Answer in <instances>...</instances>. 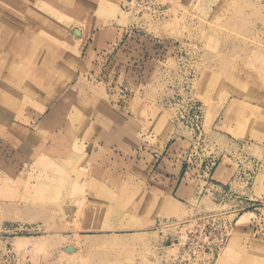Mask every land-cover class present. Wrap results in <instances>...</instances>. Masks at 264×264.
<instances>
[{
  "label": "rangeland",
  "instance_id": "1",
  "mask_svg": "<svg viewBox=\"0 0 264 264\" xmlns=\"http://www.w3.org/2000/svg\"><path fill=\"white\" fill-rule=\"evenodd\" d=\"M43 1L0 9V264H264V0ZM196 217L232 227L191 261Z\"/></svg>",
  "mask_w": 264,
  "mask_h": 264
},
{
  "label": "built area",
  "instance_id": "2",
  "mask_svg": "<svg viewBox=\"0 0 264 264\" xmlns=\"http://www.w3.org/2000/svg\"><path fill=\"white\" fill-rule=\"evenodd\" d=\"M127 9L136 13L149 12L151 14H161V4L158 0H126ZM201 217L184 221L182 224L184 232L177 238L180 254L189 257L191 261L207 256L210 252L223 247L227 242L231 232V221L221 228L220 231L212 233L205 222H201Z\"/></svg>",
  "mask_w": 264,
  "mask_h": 264
},
{
  "label": "bare ground",
  "instance_id": "3",
  "mask_svg": "<svg viewBox=\"0 0 264 264\" xmlns=\"http://www.w3.org/2000/svg\"><path fill=\"white\" fill-rule=\"evenodd\" d=\"M107 2H110L109 0H105ZM61 3V2H60ZM44 6V1L43 0H0V9L8 10L9 12L12 11V19L14 17L13 11L16 13L15 15H25V16H36L38 19V16H40L39 9ZM48 6V5H47ZM110 6V4H104L102 6V10L107 9ZM38 7V8H37ZM52 9V6H51ZM41 10V9H40ZM44 13V12H43ZM8 16V15H7ZM35 22V21H34ZM46 23V22H45ZM27 24V23H26ZM40 24V21H39ZM2 25V24H1ZM28 25V24H27ZM14 27V26H13ZM104 30V29H102ZM19 32V31H18ZM25 32V31H24ZM101 31H97L94 33V38H98ZM104 32V31H103ZM16 34V33H15ZM38 34V33H37ZM29 35V34H28ZM42 35V34H41ZM69 36V35H68ZM25 37V36H24ZM29 37V36H28ZM102 38V37H101ZM103 39V38H102ZM101 39V40H102ZM0 40L5 42L8 47H12L14 45L13 42V36L10 33V28L5 27L0 29ZM37 42V41H36ZM44 42H46L44 40ZM68 42V40H67ZM78 42V41H76ZM32 44V43H31ZM47 44V43H46ZM66 44V43H65ZM81 44V43H79ZM73 45V44H71ZM74 46V45H73ZM80 46V45H79ZM78 47V46H77ZM38 48V47H37ZM79 48V47H78ZM23 51V50H22ZM20 52V51H19ZM32 53V52H31ZM16 54V53H15ZM19 55V54H18ZM54 55V54H53ZM39 56V55H38ZM16 57V56H15ZM65 57V56H64ZM17 58V57H16ZM19 59V58H18ZM38 59V58H37ZM36 62V61H35ZM70 62V61H69ZM18 64V63H17ZM40 64V63H39ZM54 64V61H53ZM7 65V64H6ZM46 65V64H45ZM80 65V64H79ZM81 66V65H80ZM54 67V66H53ZM15 68V67H14ZM32 68V67H30ZM36 68V66H35ZM39 68V67H38ZM49 68V67H48ZM57 68V67H56ZM22 69V68H21ZM41 69V68H40ZM45 69V68H44ZM42 70V69H41ZM27 71V70H26ZM22 72V71H21ZM47 72V71H45ZM5 73H9L8 71ZM23 73V72H22ZM35 73V72H34ZM33 75V73H32ZM37 76V74H36ZM41 78V77H40ZM193 219V218H192Z\"/></svg>",
  "mask_w": 264,
  "mask_h": 264
},
{
  "label": "crops",
  "instance_id": "4",
  "mask_svg": "<svg viewBox=\"0 0 264 264\" xmlns=\"http://www.w3.org/2000/svg\"><path fill=\"white\" fill-rule=\"evenodd\" d=\"M121 33H123V35H125L126 33H131V31L126 29V30H123ZM145 36H146L145 34H142V33H139V32H136V33L132 32V34L127 35V37L123 41V44H121V48H120V50H121L122 48L125 47V45H128L129 43H133V48L137 49L136 51L138 53V55H137L135 60H137L136 62H139L138 65L140 66V69L142 68L141 66H143L145 64H152L153 60L155 61L158 58V56L155 55L154 58H152L150 60L149 59L146 60L145 57H144V48L146 46L149 45L150 48L154 47V48H156L155 50H159V47L169 46L168 43L166 41H164V40H155L154 38H151V37L147 38V36L146 37ZM131 37L133 39H130ZM125 53L126 52H123L122 57L127 59V56H126ZM167 150H169V148L166 149V151ZM169 158L172 161L174 160V157H172V156H168L167 157V159H169ZM183 166H184V163L182 162V165H181V168H180V172H181ZM167 171L168 170H166V172ZM180 172H178V175L180 174ZM165 174L168 175V176H171L173 178L177 177V175H175L174 173H169V174L165 173Z\"/></svg>",
  "mask_w": 264,
  "mask_h": 264
},
{
  "label": "water",
  "instance_id": "5",
  "mask_svg": "<svg viewBox=\"0 0 264 264\" xmlns=\"http://www.w3.org/2000/svg\"><path fill=\"white\" fill-rule=\"evenodd\" d=\"M69 250H71V248L69 247Z\"/></svg>",
  "mask_w": 264,
  "mask_h": 264
}]
</instances>
